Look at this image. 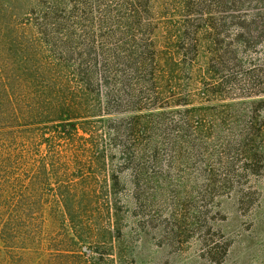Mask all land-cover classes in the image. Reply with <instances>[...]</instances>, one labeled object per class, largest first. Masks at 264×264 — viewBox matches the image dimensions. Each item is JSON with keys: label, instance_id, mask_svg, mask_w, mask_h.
I'll list each match as a JSON object with an SVG mask.
<instances>
[{"label": "trees", "instance_id": "16d2710c", "mask_svg": "<svg viewBox=\"0 0 264 264\" xmlns=\"http://www.w3.org/2000/svg\"><path fill=\"white\" fill-rule=\"evenodd\" d=\"M246 1L225 4L231 18ZM124 4L0 0V264H133L122 187L135 206L140 183L121 170L141 151L111 117L138 112L129 70L174 60L126 54Z\"/></svg>", "mask_w": 264, "mask_h": 264}, {"label": "rangeland", "instance_id": "374dc122", "mask_svg": "<svg viewBox=\"0 0 264 264\" xmlns=\"http://www.w3.org/2000/svg\"><path fill=\"white\" fill-rule=\"evenodd\" d=\"M123 1L126 54L174 60L129 70L138 112L111 117L141 151L121 170L133 264H264V1L243 19L225 7L243 0Z\"/></svg>", "mask_w": 264, "mask_h": 264}]
</instances>
